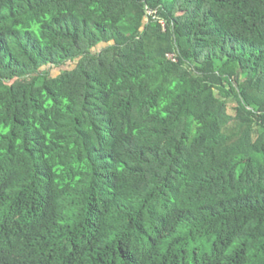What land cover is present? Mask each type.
<instances>
[{
	"label": "trees",
	"instance_id": "16d2710c",
	"mask_svg": "<svg viewBox=\"0 0 264 264\" xmlns=\"http://www.w3.org/2000/svg\"><path fill=\"white\" fill-rule=\"evenodd\" d=\"M0 264H264V0H0Z\"/></svg>",
	"mask_w": 264,
	"mask_h": 264
},
{
	"label": "rangeland",
	"instance_id": "374dc122",
	"mask_svg": "<svg viewBox=\"0 0 264 264\" xmlns=\"http://www.w3.org/2000/svg\"><path fill=\"white\" fill-rule=\"evenodd\" d=\"M168 58L172 59L173 58V55H167ZM58 70H55V71H52L54 72V74L57 73ZM230 114L233 115V112L230 111Z\"/></svg>",
	"mask_w": 264,
	"mask_h": 264
}]
</instances>
